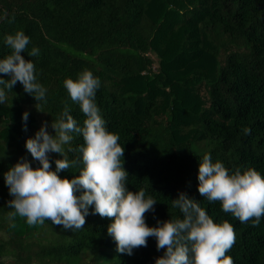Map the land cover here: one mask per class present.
Returning a JSON list of instances; mask_svg holds the SVG:
<instances>
[{
	"label": "trees",
	"instance_id": "trees-1",
	"mask_svg": "<svg viewBox=\"0 0 264 264\" xmlns=\"http://www.w3.org/2000/svg\"><path fill=\"white\" fill-rule=\"evenodd\" d=\"M17 31L30 38L21 55L34 63L47 91L46 102H38L17 82L0 103V264H156L166 251L149 237L147 247L119 253L108 234L114 220L92 214L94 206L74 230L51 220L30 226L18 214L9 219L14 197L5 173L21 158L42 167L26 141L45 123L55 136L52 124L65 107L84 126L87 117L64 81L85 70L99 79L94 102L125 149L126 187L157 202L145 214L147 226L182 220L172 200L183 192L215 223L234 227L226 253L233 264H264V216L258 226L242 223L198 191L205 154L229 174L254 168L264 177V0H0V59L11 54L6 37ZM33 48L39 54L28 56ZM71 135L64 153L77 163L59 172L61 179L84 168L79 149L85 141ZM48 155L55 171L63 157Z\"/></svg>",
	"mask_w": 264,
	"mask_h": 264
},
{
	"label": "clouds",
	"instance_id": "clouds-1",
	"mask_svg": "<svg viewBox=\"0 0 264 264\" xmlns=\"http://www.w3.org/2000/svg\"><path fill=\"white\" fill-rule=\"evenodd\" d=\"M29 43L30 38L23 31L6 37L12 52L0 59V73L11 79L0 78L3 86L0 87V103L7 100L5 89L11 91L17 82L35 100L45 101L47 89L37 82L34 63L21 55ZM38 54L37 48L28 52L31 57ZM64 87L87 117L84 126L78 127L65 107L60 118L52 124L55 136L48 133L45 123L35 138L26 141L27 151L42 167L33 169L30 162L21 158L5 173L9 194L14 197L8 202L14 209L8 214L9 219L18 214L26 218L30 226L51 220L55 225L74 230L85 225L89 208L94 206L92 214L114 220L108 227V234L121 254L132 255L133 249L147 247V239L155 237L157 250L166 248L156 264H233L226 253L235 243L234 227L228 221L215 223L199 202L190 199L186 193L182 192L178 199L172 200V206L182 211V220L158 222V227L147 226L145 214L154 210L157 202L151 196L146 199L143 189L132 192L126 187L128 173L121 164L125 149L118 143L119 136L106 129L94 102L100 87L99 79L85 70L75 81L66 79ZM28 116L25 112V122ZM244 132L250 134V129H244ZM72 133L82 135L85 141L86 146L79 149L84 168L71 180L61 179L58 173L77 163L75 160L69 163L63 148L73 139ZM49 153L63 157L55 161V171L51 169ZM198 180L202 197L209 202L220 201L222 210L234 214L242 223L251 219L253 226L259 225L264 216V177L254 168L243 173L237 168L229 174L221 162L213 163L211 155L205 154L199 165ZM77 192L81 194L78 196Z\"/></svg>",
	"mask_w": 264,
	"mask_h": 264
}]
</instances>
